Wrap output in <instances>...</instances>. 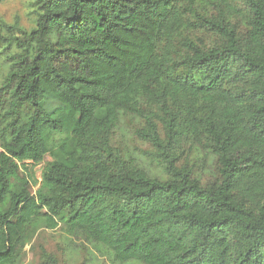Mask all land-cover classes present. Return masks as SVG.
Masks as SVG:
<instances>
[{
	"label": "trees",
	"instance_id": "trees-1",
	"mask_svg": "<svg viewBox=\"0 0 264 264\" xmlns=\"http://www.w3.org/2000/svg\"><path fill=\"white\" fill-rule=\"evenodd\" d=\"M28 7L0 20V264L57 228L113 264H264V0Z\"/></svg>",
	"mask_w": 264,
	"mask_h": 264
},
{
	"label": "rangeland",
	"instance_id": "rangeland-1",
	"mask_svg": "<svg viewBox=\"0 0 264 264\" xmlns=\"http://www.w3.org/2000/svg\"><path fill=\"white\" fill-rule=\"evenodd\" d=\"M32 0H0V20L8 24L18 22L21 27H32V16L30 15L29 3ZM125 135L122 136L124 141L122 145H128L129 148H140L147 150L148 147L132 138V130L127 126ZM72 136V129H68L64 135L57 136L55 141L61 144L62 140H69ZM124 143V144H123ZM197 160L194 155L188 158L190 164ZM50 161L49 156L37 166H29L38 185L40 183V174L44 165ZM30 164V163H29ZM197 175L202 183L210 179L211 172L207 165L197 167ZM38 186L32 189L35 193ZM40 248H43L47 254L53 256L58 264H113L107 253L100 248H95L87 244L82 239L69 237L64 234L59 228L55 230L41 229L32 239L30 245L26 247V254L22 264H42L40 259Z\"/></svg>",
	"mask_w": 264,
	"mask_h": 264
}]
</instances>
